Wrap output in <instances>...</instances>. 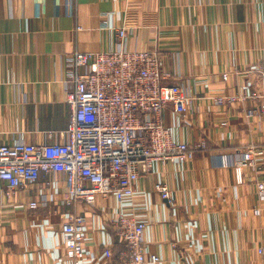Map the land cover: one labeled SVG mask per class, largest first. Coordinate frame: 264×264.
<instances>
[{"label":"crops","instance_id":"0c3cea01","mask_svg":"<svg viewBox=\"0 0 264 264\" xmlns=\"http://www.w3.org/2000/svg\"><path fill=\"white\" fill-rule=\"evenodd\" d=\"M122 25L133 31L130 47L157 52L170 74L165 83L191 96L184 115L164 110L174 141L205 140L208 148L190 162L155 164L122 204L99 197L95 205H63L62 175L54 188L53 178L42 176L13 196L0 183V264H71L62 225L73 214L87 219L88 259L112 264L103 253L112 245L116 254L124 250L110 227L121 212L147 223V251L165 264H264V203L257 192L264 158L244 171L241 184L233 167L250 143L264 149V120L246 116L250 98L223 108L210 100L260 90L264 0H0V144L60 143L70 125L66 58L118 49L115 29ZM160 183L172 204L156 191ZM42 195L50 198L47 207L30 209Z\"/></svg>","mask_w":264,"mask_h":264},{"label":"built area","instance_id":"2783aa9c","mask_svg":"<svg viewBox=\"0 0 264 264\" xmlns=\"http://www.w3.org/2000/svg\"><path fill=\"white\" fill-rule=\"evenodd\" d=\"M119 48L108 52H76L66 58V101L70 106V125L56 144L33 145L24 141L0 144V183L13 196L21 188L35 186L42 176L53 178L54 188L64 177L67 187L63 205L80 202L95 205L97 199L115 198L119 204L133 199L136 184L155 164L190 162L196 152L206 150L205 140L198 144L176 142L170 127L163 121L167 108L182 116L188 112L191 96L180 85L165 83L170 74L163 70L157 52L132 49V29H115ZM261 88L251 96L221 95L211 97L214 106L244 104L250 98L254 107L244 108L249 118L264 120V64L258 68ZM225 74L224 81L228 80ZM264 149L250 143L243 157L234 165L237 181L243 183L246 169L257 168ZM224 167H230L223 156ZM161 198L171 204L174 198L165 184H156ZM260 203H264V183L257 184ZM50 198L42 195L29 204L30 209L47 207ZM262 208L254 210L260 216ZM86 224L83 214L67 217L62 235L71 264H94L86 254ZM114 243L124 250L115 253L113 245L103 256L112 264H165L149 254L145 240L147 223L132 214L121 212L110 219ZM263 254V249H259Z\"/></svg>","mask_w":264,"mask_h":264}]
</instances>
